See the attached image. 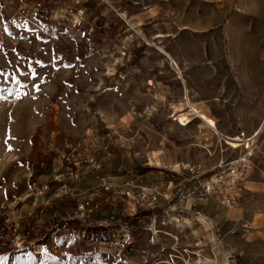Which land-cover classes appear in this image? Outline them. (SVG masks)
I'll list each match as a JSON object with an SVG mask.
<instances>
[{"label": "rangeland", "instance_id": "rangeland-1", "mask_svg": "<svg viewBox=\"0 0 264 264\" xmlns=\"http://www.w3.org/2000/svg\"><path fill=\"white\" fill-rule=\"evenodd\" d=\"M263 123L264 0H0V264H264Z\"/></svg>", "mask_w": 264, "mask_h": 264}, {"label": "bare ground", "instance_id": "bare-ground-1", "mask_svg": "<svg viewBox=\"0 0 264 264\" xmlns=\"http://www.w3.org/2000/svg\"><path fill=\"white\" fill-rule=\"evenodd\" d=\"M194 111L200 120L204 121L209 127L213 128L215 131H217V133H219L218 126L212 118L208 117L207 115L203 113H200L196 109H194ZM178 121L180 122L182 126H188L191 123L185 115H181L178 118ZM263 129H264V123L261 125L257 133H255L253 139H243L242 136L230 137V136L222 135V137L226 140V143L234 149H239L241 147L245 148L249 143L253 142V140L256 139L262 133Z\"/></svg>", "mask_w": 264, "mask_h": 264}, {"label": "trees", "instance_id": "trees-1", "mask_svg": "<svg viewBox=\"0 0 264 264\" xmlns=\"http://www.w3.org/2000/svg\"><path fill=\"white\" fill-rule=\"evenodd\" d=\"M0 238H2V236L0 235ZM11 247V243L8 244H4L0 242V259H7L8 255L12 252H14L15 250H13ZM80 256L81 260H83L84 262H88L89 261V257H87V255L85 254H80L78 252L73 253V256L70 258V260L68 262L63 261L61 259H55L52 257H47L46 253H42L41 254V259H40V264H75V259Z\"/></svg>", "mask_w": 264, "mask_h": 264}, {"label": "built area", "instance_id": "built-area-1", "mask_svg": "<svg viewBox=\"0 0 264 264\" xmlns=\"http://www.w3.org/2000/svg\"><path fill=\"white\" fill-rule=\"evenodd\" d=\"M195 113V111H193ZM196 114V113H195ZM197 115V114H196ZM222 168V166H221ZM226 180L224 174L215 175L214 177H211L209 181L207 182L208 186V192L211 194L214 192V190L220 186L224 181Z\"/></svg>", "mask_w": 264, "mask_h": 264}]
</instances>
